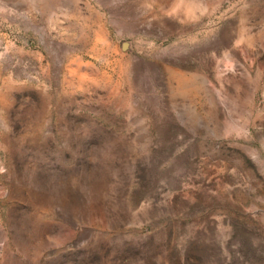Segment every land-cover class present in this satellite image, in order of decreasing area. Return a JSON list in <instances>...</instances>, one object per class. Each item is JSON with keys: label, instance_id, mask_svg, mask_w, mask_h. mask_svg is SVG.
I'll return each mask as SVG.
<instances>
[{"label": "rangeland", "instance_id": "374dc122", "mask_svg": "<svg viewBox=\"0 0 264 264\" xmlns=\"http://www.w3.org/2000/svg\"><path fill=\"white\" fill-rule=\"evenodd\" d=\"M0 264H264V0H0Z\"/></svg>", "mask_w": 264, "mask_h": 264}]
</instances>
